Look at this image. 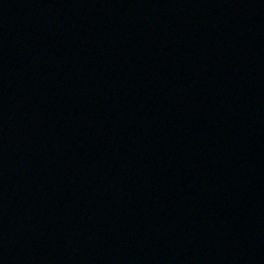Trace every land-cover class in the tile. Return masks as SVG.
Listing matches in <instances>:
<instances>
[{"label": "water", "instance_id": "water-1", "mask_svg": "<svg viewBox=\"0 0 264 264\" xmlns=\"http://www.w3.org/2000/svg\"><path fill=\"white\" fill-rule=\"evenodd\" d=\"M0 264H264V0H0Z\"/></svg>", "mask_w": 264, "mask_h": 264}]
</instances>
